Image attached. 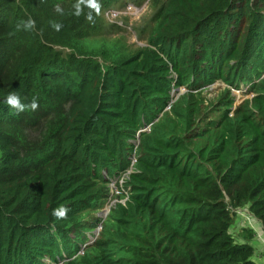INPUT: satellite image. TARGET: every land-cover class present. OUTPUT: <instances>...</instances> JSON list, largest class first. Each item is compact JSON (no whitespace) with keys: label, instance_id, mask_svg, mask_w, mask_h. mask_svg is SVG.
Instances as JSON below:
<instances>
[{"label":"trees","instance_id":"trees-1","mask_svg":"<svg viewBox=\"0 0 264 264\" xmlns=\"http://www.w3.org/2000/svg\"><path fill=\"white\" fill-rule=\"evenodd\" d=\"M119 1L0 0V264H254L228 229L264 230V0H163L137 52L103 37Z\"/></svg>","mask_w":264,"mask_h":264},{"label":"rangeland","instance_id":"rangeland-1","mask_svg":"<svg viewBox=\"0 0 264 264\" xmlns=\"http://www.w3.org/2000/svg\"><path fill=\"white\" fill-rule=\"evenodd\" d=\"M133 0H120L115 9L122 8L126 5V3H132ZM163 0H151L149 3L146 0H139V4L134 3L142 8V13L138 17L129 18V19H122L124 21L123 27H118L114 32L110 34L107 33L103 37L111 42H118L120 46L127 52H137L143 47L147 46V35L149 33L150 21L157 10L156 4H160ZM120 23V22H119ZM223 85L221 83H215L212 86H209L206 90L203 91V97L206 101L211 102L216 99L218 93L223 89ZM246 87H241L238 91H232L234 98H235V106L241 104L244 99L251 98L252 93H246ZM185 89H180L179 91L172 93L174 97L177 95L178 97L185 93ZM175 99L172 100L174 102ZM208 102V103H209ZM31 140H39L41 137L40 130H33L28 135ZM112 185V186H111ZM109 195L108 199L105 201L102 207H99L95 211H90L87 214L83 215V220L88 222H92L93 230L91 233H88V239L86 244L83 248L87 245L92 244L98 235L96 231L98 230L99 226L101 225L99 222H102V218L100 214L106 212L105 210L109 207H114L116 203H124L127 199V192L128 190L125 188V179L123 176L120 178L116 177L111 180L109 184ZM239 208L238 210H240ZM238 210H236L238 212ZM105 214V213H104ZM103 217V216H102ZM99 233V231H98Z\"/></svg>","mask_w":264,"mask_h":264},{"label":"crops","instance_id":"crops-1","mask_svg":"<svg viewBox=\"0 0 264 264\" xmlns=\"http://www.w3.org/2000/svg\"><path fill=\"white\" fill-rule=\"evenodd\" d=\"M228 233L235 245L248 246L251 249L249 261L264 264V230L247 207L235 211Z\"/></svg>","mask_w":264,"mask_h":264},{"label":"built area","instance_id":"built-area-1","mask_svg":"<svg viewBox=\"0 0 264 264\" xmlns=\"http://www.w3.org/2000/svg\"><path fill=\"white\" fill-rule=\"evenodd\" d=\"M151 0H146L150 2ZM142 8L134 3H126V5L119 9H109L103 13L105 20L111 24L123 27L122 19H129L140 16ZM120 22V23H119ZM234 92V90H231ZM112 186V185H111Z\"/></svg>","mask_w":264,"mask_h":264},{"label":"clouds","instance_id":"clouds-1","mask_svg":"<svg viewBox=\"0 0 264 264\" xmlns=\"http://www.w3.org/2000/svg\"><path fill=\"white\" fill-rule=\"evenodd\" d=\"M81 2H83V3H89L91 6L95 7V0H81ZM34 24H35V21H33L32 19H28L26 22L21 21L20 24L17 25V30L20 29L21 25H23V27L25 29H32V28H34ZM178 90H180V89H178ZM6 102H7V104L9 106H11L12 108L16 109L17 112H23L27 108H31L32 110H35L38 107V103H37V100H36L35 97L32 99V102L29 105H25V104L21 103L19 96L15 92L10 93L7 96ZM65 214H66L65 211H61L59 213V216L62 217Z\"/></svg>","mask_w":264,"mask_h":264},{"label":"water","instance_id":"water-1","mask_svg":"<svg viewBox=\"0 0 264 264\" xmlns=\"http://www.w3.org/2000/svg\"><path fill=\"white\" fill-rule=\"evenodd\" d=\"M179 91V90H178ZM178 96L176 95L175 96V98L174 99H176ZM138 139H139V134H138ZM109 213V210L103 215V217H101L102 218V220H104L105 219V217L107 216V214ZM101 230V225L99 226V228H98V230L96 231V234L98 235V231H100Z\"/></svg>","mask_w":264,"mask_h":264},{"label":"bare ground","instance_id":"bare-ground-1","mask_svg":"<svg viewBox=\"0 0 264 264\" xmlns=\"http://www.w3.org/2000/svg\"><path fill=\"white\" fill-rule=\"evenodd\" d=\"M108 209H109V207H108L105 211L107 212ZM106 212H104V213H106ZM104 213L102 212V213L100 214V216L102 217V216L104 215Z\"/></svg>","mask_w":264,"mask_h":264}]
</instances>
